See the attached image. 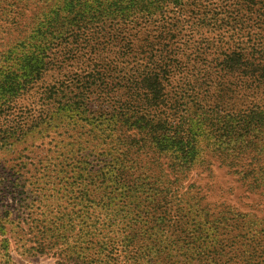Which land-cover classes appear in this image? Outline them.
I'll return each instance as SVG.
<instances>
[{
  "label": "trees",
  "instance_id": "1",
  "mask_svg": "<svg viewBox=\"0 0 264 264\" xmlns=\"http://www.w3.org/2000/svg\"><path fill=\"white\" fill-rule=\"evenodd\" d=\"M185 2L80 0L75 16L78 24L89 25L114 7L123 10L119 18L132 20ZM222 8L215 22L232 30L239 49L226 53L215 76L207 71L208 78L188 97L165 93L171 63L167 59L150 65L153 54L143 68L129 67L125 82L119 83L122 90H117L123 93L108 111L89 110L90 87L54 110L51 118L79 130L69 144L81 149L86 138L104 135L105 140L92 150L101 162L80 161L72 175L62 169L61 189L79 208L71 230L80 246L68 248L65 229L66 242L52 240L41 251L66 245L65 264H264V213L211 201L202 183L190 180L192 170L212 173L218 165L237 176L249 194L264 195V0H224ZM53 37V32L34 29L20 46L1 54L0 115L43 77L49 61L39 42ZM102 156L111 157L115 166L108 168ZM134 168L147 174L136 180ZM89 238L95 241L87 242ZM4 241L10 244L8 238ZM88 249L94 255L91 261Z\"/></svg>",
  "mask_w": 264,
  "mask_h": 264
},
{
  "label": "rangeland",
  "instance_id": "2",
  "mask_svg": "<svg viewBox=\"0 0 264 264\" xmlns=\"http://www.w3.org/2000/svg\"><path fill=\"white\" fill-rule=\"evenodd\" d=\"M185 1L179 6L169 4L162 12L137 14L132 20L119 18L123 10L117 12L113 7L99 21L80 25L75 16L80 0H0V59L9 47L20 46L34 29L56 36L39 42L49 61L43 77L0 115L2 264H65L61 258L66 245L61 249H57L60 245L40 249L55 239L60 244L66 242L62 235L65 229L70 235L68 248L77 250L80 246L76 231L71 230L79 220L75 214L79 208L61 189L65 175L62 169L72 175L80 161L101 162L92 150L102 146L105 136L84 139L81 149L69 144L78 129L51 118L61 102L90 87L89 110L95 114L108 111L123 93L117 90H122L119 83L125 82L129 67L143 68L148 55L153 54L154 61L148 64L155 66L159 60L167 59L171 63L170 74L163 82L165 93L172 98L188 97L200 80H206L209 74L215 76L214 70L226 53L239 49V39L232 30L224 31L220 20L215 22L222 14L224 0ZM245 47L248 49V45ZM94 72L101 74L90 76ZM105 159L108 168L115 166L111 157ZM162 159L167 162V158ZM213 168L212 173L200 168L190 172V180L202 183L211 201L232 202L246 211L264 213V195L249 194L226 168ZM145 169L153 171L151 167ZM145 169H133L134 176H139L136 180L147 174ZM4 238H8L9 245ZM94 241L89 238L87 242ZM87 253L91 261L94 255L90 249Z\"/></svg>",
  "mask_w": 264,
  "mask_h": 264
}]
</instances>
